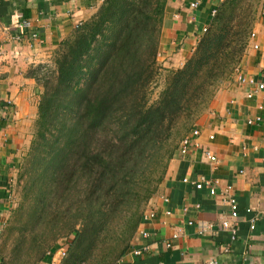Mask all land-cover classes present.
<instances>
[{
	"label": "trees",
	"instance_id": "1",
	"mask_svg": "<svg viewBox=\"0 0 264 264\" xmlns=\"http://www.w3.org/2000/svg\"><path fill=\"white\" fill-rule=\"evenodd\" d=\"M168 2L105 0L60 42L52 66L37 67L39 112L21 162L31 207L18 217L27 234L16 242L26 238L37 259L68 236L62 264L124 257L178 140L234 80L253 28L243 0L217 8L193 54L150 101ZM151 141L157 147L148 151Z\"/></svg>",
	"mask_w": 264,
	"mask_h": 264
},
{
	"label": "crops",
	"instance_id": "2",
	"mask_svg": "<svg viewBox=\"0 0 264 264\" xmlns=\"http://www.w3.org/2000/svg\"><path fill=\"white\" fill-rule=\"evenodd\" d=\"M104 1L0 0V245L15 171L31 145L39 112L42 86L34 74L40 65H53L60 42ZM224 1L169 0L158 54L165 68L184 65L203 35L202 28L210 25L213 10ZM193 3H197L195 9ZM258 4L260 11L240 69L187 133L189 144H181L170 160L165 180L119 264H206L212 260L264 264V98L257 90L264 83V0ZM23 14L32 27L17 40V17ZM196 129L197 136L193 135ZM207 152L217 161H211ZM206 180L219 184L216 195L205 184L197 187ZM226 187L238 201L235 220L222 193ZM224 220L237 228L234 239L223 227ZM135 250L142 253L137 255Z\"/></svg>",
	"mask_w": 264,
	"mask_h": 264
},
{
	"label": "rangeland",
	"instance_id": "3",
	"mask_svg": "<svg viewBox=\"0 0 264 264\" xmlns=\"http://www.w3.org/2000/svg\"><path fill=\"white\" fill-rule=\"evenodd\" d=\"M258 1L259 0H243L244 11H245V13L248 12L249 16L252 18L253 26L257 20L258 12L260 11V4H258ZM250 36H251V34H250ZM158 66H159V70L156 74L155 81L151 85V89H150V101L151 102H154L159 98L160 93L163 91V89L165 88V86L167 84V78H168L169 71L174 70V69H170V68H165L163 66V64H161L159 61H158ZM239 69H240V63L236 67V71H235L236 74H237ZM222 88L223 87H221L220 89H222ZM218 91H217V93H218ZM214 98H213V100H214ZM212 101H211V103H212ZM210 104L195 119V121L192 124L193 126L200 119V117L206 113V111L210 107ZM192 127H190V129H192ZM190 129L188 130V132L190 131ZM187 133L184 134V137H182L180 140H178V149L181 146V144L183 143V140L186 138L185 136L187 135ZM156 140L157 139H155V141ZM159 140L161 141V139H159ZM155 141L150 142L149 147H148V151H153L157 147V143ZM26 153H27V151H26ZM143 159H147V158H143ZM25 162H26V155L24 156V158L22 160V164H24ZM167 168H168V166H167ZM161 186L159 187V189L161 188ZM156 194L154 196H156ZM154 196L152 198H154ZM27 198H29V194L26 193V166L20 165L17 172L15 171L14 183H13V188H12L11 203H10L11 208L9 210L10 211L9 212V218L6 221V223L4 224V227L2 228V240H1V245H0V252H1L0 255L2 256V263L3 264H42V263L48 262L49 264H62L63 259L66 257L62 254L63 250L66 248V244H64V243H65V241L67 243L69 240L68 238H70L72 236H68L64 239L63 238L58 239L55 242V247H54L55 252L52 255V257L49 256L50 253L48 252L47 257H44V258L42 257V259H40V260L37 259L40 257V255L37 253V251H34V250H27L26 251V238H25V240L21 246L16 245V242L19 239V237L22 234L24 236H26V234H27L26 230L24 229V223H25L26 213L28 212L27 210H29V208L31 207L30 202L29 201H28V203L26 202ZM152 198L145 205V212L149 208V204H150V201L152 200ZM21 214H22V217L23 216H25V217L22 220H19L18 217ZM22 229H24L23 232H21ZM28 238L30 239L31 237L28 236ZM27 243H30V242H27ZM49 258H51V259H49ZM122 259H123V257L121 259H119L116 262V264H118V262H120ZM88 264H91V263H88Z\"/></svg>",
	"mask_w": 264,
	"mask_h": 264
},
{
	"label": "built area",
	"instance_id": "4",
	"mask_svg": "<svg viewBox=\"0 0 264 264\" xmlns=\"http://www.w3.org/2000/svg\"><path fill=\"white\" fill-rule=\"evenodd\" d=\"M197 6V3H193L192 7L195 9ZM217 12V10H213L212 14L215 15ZM16 29H17V33L15 34V39L20 40L23 36V33L28 31L31 27H32V23L30 20L26 19L25 17H23V15H19L17 17V22H16ZM207 30V26L202 28V32H205ZM261 66L264 70V53L262 55V59H261ZM46 70V69H45ZM242 82H246L245 78H241L240 79ZM257 90H261L262 91V95L264 98V83H261L258 85ZM253 93H250L248 95V97H252ZM199 134V130H194L193 131V135L197 136ZM211 139H214V136H210ZM190 142V138H185L183 140L182 146L185 147L189 144ZM207 157L211 160L216 162L217 161V157L211 153V152H207ZM207 185L209 186V190L210 193L212 195H216L217 194V188L219 186V184L215 183L216 185H213L211 181L206 180L203 184L199 183L197 185L198 188L203 187V185ZM231 188L230 187H226L222 190V193L226 195V202L227 204L230 206V215L232 217L233 220L237 219L239 216V205H238V201L236 199L235 196L230 194ZM146 217V216H145ZM222 225L224 228L229 229L232 233V238L234 239L236 234H237V228L235 227L234 223L231 222L230 220H224L222 222ZM252 229H255V223L253 221L252 225H251ZM142 253V250H135V254L139 255ZM63 255H65V252H62ZM121 262V261H120ZM118 262V264L120 263ZM206 264H217L214 260L206 263Z\"/></svg>",
	"mask_w": 264,
	"mask_h": 264
}]
</instances>
